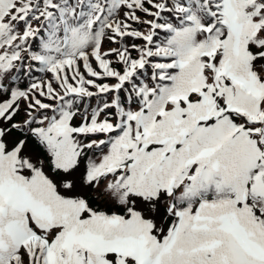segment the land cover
I'll return each instance as SVG.
<instances>
[{
    "label": "snow or ice",
    "instance_id": "6c2138e0",
    "mask_svg": "<svg viewBox=\"0 0 264 264\" xmlns=\"http://www.w3.org/2000/svg\"><path fill=\"white\" fill-rule=\"evenodd\" d=\"M0 264H264V0H0Z\"/></svg>",
    "mask_w": 264,
    "mask_h": 264
}]
</instances>
